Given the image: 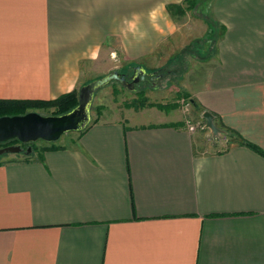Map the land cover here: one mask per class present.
Returning a JSON list of instances; mask_svg holds the SVG:
<instances>
[{"label": "crops", "instance_id": "obj_1", "mask_svg": "<svg viewBox=\"0 0 264 264\" xmlns=\"http://www.w3.org/2000/svg\"><path fill=\"white\" fill-rule=\"evenodd\" d=\"M186 2L0 0V100L149 73L184 18L193 44L208 41L184 87L223 131L129 107L68 145L4 156L0 264H264V0Z\"/></svg>", "mask_w": 264, "mask_h": 264}, {"label": "rangeland", "instance_id": "obj_2", "mask_svg": "<svg viewBox=\"0 0 264 264\" xmlns=\"http://www.w3.org/2000/svg\"><path fill=\"white\" fill-rule=\"evenodd\" d=\"M188 1V0H187ZM195 0H190V2H194ZM203 4V2H202ZM201 4V5H202ZM186 5L188 6V3L186 2ZM200 5V6H201ZM174 7L173 11L174 13H179L182 15V13L179 12V7L177 6H171ZM193 7V3L192 6ZM188 9V8H187ZM193 10V8H191ZM201 12H204L203 9H200ZM181 11V10H180ZM199 14V11H197ZM182 16H180L181 18ZM184 18H181L179 20L178 24V30H177V36L176 41L174 42V47L172 50L169 51V54L172 56L167 59V56L162 57V62H157L158 66L155 68V70L149 72L153 74L151 77H146L144 81H141L137 86L135 91L129 92L127 89L123 88L120 84L113 83L112 89L105 88L101 90L97 95L96 99L94 101V104L91 108V117L92 122H98L102 121L105 118H113L115 116V113L121 114L122 111L131 109L129 107H133L135 109L140 110H150L157 111L159 113H172L174 115L182 116L184 119V122L186 125H201L197 127L196 132L202 131V120L200 118V115L196 112V109L194 105L191 102L190 95L187 93V90L184 87V75L187 72V69L189 67V64H186V60H188V56H190L192 51L197 52H204V48L207 47L208 41H197L193 44V41H191L189 29L191 24H184L185 21H183ZM171 62L169 67L162 68L163 67V61ZM157 60V59H156ZM183 72V75L181 74ZM130 74L129 76H132ZM160 75L159 77H157ZM154 78V79H152ZM117 87V90H116ZM119 87H122L123 90H119ZM80 91V90H79ZM79 91L76 89L70 93ZM134 92V93H133ZM137 92V93H136ZM66 93L64 95L70 94ZM62 95V96H64ZM60 96V97H62ZM60 97L53 99V100H47V101H54L59 99ZM32 101V100H29ZM130 103V106H129ZM29 113L36 112L43 116H55L54 109H42V108H34L32 110L28 111ZM199 115V116H197ZM58 116V115H57ZM205 129H206V121H205ZM204 129V130H205ZM72 133V132H71ZM68 133L64 136H62V145H68L70 144V140L72 139L73 134ZM216 137V136H215ZM47 142L45 141H38L35 144V148L33 150L36 152L41 151V147L45 145ZM16 145V144H13ZM13 145H4V147L13 146ZM32 144L29 146L31 147ZM28 147V148H29ZM23 148V146H22ZM28 148H23L24 152L21 154H9L7 155L8 158L14 157L17 155H26ZM32 148V147H31ZM1 149V148H0ZM34 153V152H33ZM31 155V154H30ZM27 156V155H26ZM4 157H0L1 159Z\"/></svg>", "mask_w": 264, "mask_h": 264}, {"label": "water", "instance_id": "obj_3", "mask_svg": "<svg viewBox=\"0 0 264 264\" xmlns=\"http://www.w3.org/2000/svg\"><path fill=\"white\" fill-rule=\"evenodd\" d=\"M152 75L144 68L137 67L132 76L114 71L94 80L80 89L78 106L71 112L61 116H43L32 112L22 116L1 117L0 145L12 141H18L22 145H31L40 140L55 143L68 133L83 132L92 123L91 108L97 93L116 82L127 90L135 91L136 86L141 81ZM203 118L206 121V129H209L214 136L223 133L216 127L214 116L210 112H205ZM23 152L24 149L21 145L8 146L0 149V157ZM31 153L32 148L29 147L26 154L30 155Z\"/></svg>", "mask_w": 264, "mask_h": 264}, {"label": "trees", "instance_id": "obj_4", "mask_svg": "<svg viewBox=\"0 0 264 264\" xmlns=\"http://www.w3.org/2000/svg\"><path fill=\"white\" fill-rule=\"evenodd\" d=\"M188 3V9H191L192 3L190 0L187 1ZM178 8V7H177ZM174 7H170V11H173ZM179 12L182 13L180 11ZM79 104V93L74 92L67 95H64L60 97L57 100L54 101H23V100H0V118L1 117H13V116H22L28 114L29 110H32L34 108H42V109H54L55 116H61L64 114H67L71 112L73 109H75ZM203 124L205 123V119L202 120ZM18 142V141H15ZM11 142L5 144L10 145ZM23 148H28V145H22ZM35 144H32V153L31 155L26 154L27 158H30V156L33 155V150ZM255 150H258L256 147H254ZM1 163V161H0Z\"/></svg>", "mask_w": 264, "mask_h": 264}, {"label": "built area", "instance_id": "obj_5", "mask_svg": "<svg viewBox=\"0 0 264 264\" xmlns=\"http://www.w3.org/2000/svg\"><path fill=\"white\" fill-rule=\"evenodd\" d=\"M198 126H201V125H198ZM196 125H187V129L190 133H195L196 130H197V127ZM202 129H205V124L202 123Z\"/></svg>", "mask_w": 264, "mask_h": 264}, {"label": "flooded vegetation", "instance_id": "obj_6", "mask_svg": "<svg viewBox=\"0 0 264 264\" xmlns=\"http://www.w3.org/2000/svg\"><path fill=\"white\" fill-rule=\"evenodd\" d=\"M160 75H158L157 77H159ZM11 145H13V144H16V145H21L22 146V144H20L19 142H15V141H12L11 143H10ZM5 145V144H4ZM4 145H0V148H3L2 146H4ZM28 146H30V145H28Z\"/></svg>", "mask_w": 264, "mask_h": 264}]
</instances>
